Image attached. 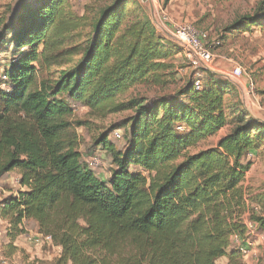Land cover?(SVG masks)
I'll return each mask as SVG.
<instances>
[{
    "label": "trees",
    "instance_id": "1",
    "mask_svg": "<svg viewBox=\"0 0 264 264\" xmlns=\"http://www.w3.org/2000/svg\"><path fill=\"white\" fill-rule=\"evenodd\" d=\"M129 1L100 9L81 41L86 19L70 0H26L0 13V55L14 53L0 83V180L18 172L21 189L0 202L10 254L31 221L61 249L57 264H244L230 239L244 237L247 224L264 237V182L244 187L264 123L227 105L232 84L203 70L200 91L192 79L121 101L136 85L167 87L174 75L175 47L127 10ZM254 26H264L263 2L217 41ZM69 101L98 119L131 111L94 141L114 166L105 180L82 162L76 129L89 124L71 118ZM115 128L124 130L123 150L108 141Z\"/></svg>",
    "mask_w": 264,
    "mask_h": 264
},
{
    "label": "rangeland",
    "instance_id": "2",
    "mask_svg": "<svg viewBox=\"0 0 264 264\" xmlns=\"http://www.w3.org/2000/svg\"><path fill=\"white\" fill-rule=\"evenodd\" d=\"M25 2L26 0H0V13L4 11L15 13ZM110 2L111 0H70L72 13L78 17L84 16L86 19V26L81 29L80 41L89 32V23L96 18L98 11L109 5ZM261 2L264 3V0H169L168 2L165 0H130L127 10L134 13L135 16L138 14L148 17L159 37L175 47V53L169 59L174 68V75L173 82L167 87L136 85L119 99L126 101L133 97L137 99L152 98L164 93H172L188 80L195 79L197 70L190 63L188 51L171 35L172 25L190 24L207 36L206 41L211 44L212 53L215 55L210 68L199 67L198 71H208L228 80L232 84V88L225 97L227 105L244 110L251 118L264 123V96L262 95L264 93V26H254L249 32L230 36L226 42H222L220 45L217 41L228 25L240 16L253 14ZM163 14L169 23L163 21ZM11 15L12 13L9 17ZM134 17L130 19L133 20ZM166 30L170 33L166 34ZM12 54H14L12 47H8L0 55V83L4 81L3 71L12 59ZM236 68H239L244 76L234 80L231 75ZM250 84H252V91ZM0 88L4 89V86H0ZM68 103L73 107L71 118L80 119L89 124L86 128L76 129L78 151L82 155V162L98 178L104 180L109 178L111 171L114 170L111 156L107 151L96 146L94 141L100 133L118 125L131 115V111L98 119L83 105L72 101ZM114 130L121 131V140L117 141L110 135L108 141L116 149L123 150L126 146L124 130L119 128ZM226 131L228 129L203 141L196 149L191 150V153L215 146L218 138ZM256 153V158L248 157L255 161L251 171L253 183L249 182L247 186H244L245 188L260 187L264 182V145L259 147ZM94 158L97 159V164L93 165L91 163ZM18 180V172L7 174L0 180V202L9 195H16L21 190ZM6 229V224L2 221L0 225V258L7 264H57L60 251L55 246L47 245L45 242H39L37 245L31 244L30 239L36 234H40L33 222L27 221L22 226L24 234L16 240V246H14L16 248L12 255L8 248ZM252 239L257 240L256 236ZM257 260L258 263L264 264V253L262 257L258 254Z\"/></svg>",
    "mask_w": 264,
    "mask_h": 264
},
{
    "label": "built area",
    "instance_id": "3",
    "mask_svg": "<svg viewBox=\"0 0 264 264\" xmlns=\"http://www.w3.org/2000/svg\"><path fill=\"white\" fill-rule=\"evenodd\" d=\"M163 21L169 23L164 14ZM172 26V38L179 42L188 51L190 63L193 68L197 70L194 79V90L200 91L202 89L203 79L202 75L198 72V69L199 67L210 68L215 59V55L212 53L211 44L206 41L207 36L204 33L197 31V29L190 24ZM242 76H244V73L239 68H236L231 75L234 80H237ZM250 90L252 91V84H250ZM177 130L183 131L181 127H178ZM111 136H113L117 141L122 138L120 130L113 131ZM248 157H253V155L250 154ZM91 164H97V159H92ZM1 224L2 220L0 219V225ZM255 236H257L255 226L247 224V233L244 237L241 238L239 236H232L230 239L231 246L238 250L244 264H247L248 261H251L256 257V253L254 252L255 241L252 239ZM30 241L36 245L39 242H52L49 236L42 235L35 236L31 238ZM0 264H7V262L0 258Z\"/></svg>",
    "mask_w": 264,
    "mask_h": 264
},
{
    "label": "crops",
    "instance_id": "4",
    "mask_svg": "<svg viewBox=\"0 0 264 264\" xmlns=\"http://www.w3.org/2000/svg\"><path fill=\"white\" fill-rule=\"evenodd\" d=\"M170 32L168 31V30H166V34H169ZM171 36V35H170ZM254 153V152H253ZM252 158H255L254 156L252 157ZM252 162H253V164H254V160H252ZM253 168H254V165H252V167H251V170H250V172H248L247 174H246V177H245V183H244V185L245 186H247L248 185V183L249 182H252L253 183V177H252V174H251V171L253 170ZM27 222V221H26ZM31 222V221H30ZM25 224V222H23V224H22V226ZM34 224V223H33ZM22 226H21V228H22ZM34 226L36 227V225L34 224ZM37 229V228H36ZM38 232V231H37ZM22 236V235H21ZM35 236H41L40 234H36ZM20 237V236H19ZM18 237V238H19ZM17 238V239H18ZM256 238H257V240L255 241V249H254V252L256 253V257H255V259H253V260H251V261H248L247 262V264H260V263H258V260H257V258H258V254H260V256L262 257L263 256V253H264V237L261 235V234H259V233H257V236H256ZM16 239V240H17ZM16 242V241H15ZM15 242H14V246H16V244H15ZM32 245H35V244H33V243H31ZM45 244H47V245H51L52 244V242H45ZM53 245V244H52ZM54 246V245H53ZM56 247V246H55ZM16 248V247H15ZM60 252H61V249L59 248V247H56ZM233 249H234V247H232ZM217 264H227V260L225 259V258H221V259H219L218 261H217Z\"/></svg>",
    "mask_w": 264,
    "mask_h": 264
}]
</instances>
